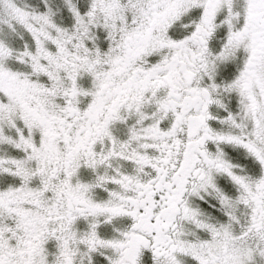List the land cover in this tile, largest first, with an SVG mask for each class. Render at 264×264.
Listing matches in <instances>:
<instances>
[{
  "label": "snow or ice",
  "instance_id": "1",
  "mask_svg": "<svg viewBox=\"0 0 264 264\" xmlns=\"http://www.w3.org/2000/svg\"><path fill=\"white\" fill-rule=\"evenodd\" d=\"M0 264H264V0H0Z\"/></svg>",
  "mask_w": 264,
  "mask_h": 264
}]
</instances>
